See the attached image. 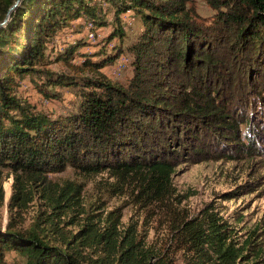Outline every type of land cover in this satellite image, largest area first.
<instances>
[{
    "label": "trees",
    "instance_id": "trees-1",
    "mask_svg": "<svg viewBox=\"0 0 264 264\" xmlns=\"http://www.w3.org/2000/svg\"><path fill=\"white\" fill-rule=\"evenodd\" d=\"M15 1L0 0V22ZM192 1L21 0L9 13L0 26V206L4 179L12 176L13 183L5 228L0 219V264L8 252L22 256L23 264H173L167 253L137 240L133 230L118 229L116 216L99 229L85 215L79 228L69 230L73 213L86 212L82 186L50 174L67 168L86 176L107 170L118 179L138 180L146 194L162 188L154 195L159 196L171 184L174 157L203 153L200 130L214 128L225 138L237 135L242 123L248 126L250 119L238 122L236 108L228 112L217 97L230 78L222 68L214 75L212 67L225 66L215 52L231 38L230 48L238 49L249 81L245 97L264 100L256 87L264 66V0H206L215 10L210 23ZM127 17L143 28L124 43ZM107 25L109 32L94 44L98 49L82 50L88 44L79 36L83 27L87 35ZM67 30L76 36L64 52L55 53L66 74L48 65L59 33ZM123 53L132 71L125 83L105 71ZM194 71L198 77L190 74ZM26 82L50 100L58 96L55 89L74 88L77 105L67 114L37 109L19 92ZM35 197L46 208L23 227L11 215L23 212ZM206 217L203 226L185 223L177 229L197 264H264L262 249L243 254L228 228L214 214Z\"/></svg>",
    "mask_w": 264,
    "mask_h": 264
},
{
    "label": "rangeland",
    "instance_id": "rangeland-1",
    "mask_svg": "<svg viewBox=\"0 0 264 264\" xmlns=\"http://www.w3.org/2000/svg\"><path fill=\"white\" fill-rule=\"evenodd\" d=\"M192 3L202 19L209 23L214 20L215 10L206 0H193ZM125 22L123 25L127 35L124 43H128L142 30L143 25L141 21L128 17ZM96 28V34L90 30L86 35V29L83 27L79 36L88 41V44L82 47V50L96 51L98 47L94 44L110 30L108 25ZM59 34L55 49L49 56L52 63L48 68L67 74L69 70L65 64L55 61V53L64 52L76 35L71 33V30ZM112 42H117V39ZM231 44L230 38L227 45H221L215 52L217 57L224 60L225 66L221 67L222 62L215 65V68L212 67L213 74L218 70L220 72L222 68L230 78L227 83L220 87L218 85L220 91L217 97L222 99L228 112H233L236 108L234 115L236 118L240 116L238 122L250 119L248 126L245 123L239 126L238 137L226 134V137L222 138V134H215L219 133V130L208 126L206 131L200 130L198 140L202 145L200 152L203 153L174 157L177 161H174L175 172L171 184L159 196L154 195L161 193L162 188L157 190V193L146 194L145 190L141 191L138 180L130 177L118 179L107 170L90 176L74 172L71 168L62 173L50 174V177L58 182L71 180L82 186L80 201L82 209L86 212L83 215L73 213L70 219L73 218L74 223L68 225L69 230L79 228L85 222V215H89V219L95 222V227L99 229L105 228L108 221L116 216L118 229L123 233L128 229L133 230L137 240L148 244L157 252L167 253L173 264H197V257L192 255L188 248H184L183 242H179L177 229L185 223H201L203 226V221L208 220L206 215L211 213L218 222L228 228L226 231L229 239L235 246L242 248L243 254L250 256L258 249H262L264 253V100L255 95L245 97L247 93L244 94L243 90H247L246 82L249 81L242 75V71H246L241 69L242 61L237 59L239 51L230 48ZM75 61L79 59L76 58ZM128 62L129 55L123 53L118 60L107 66L105 71L113 80L125 83L132 75ZM247 69L250 71L251 68ZM190 74L199 76L195 71ZM220 77L219 79H223V76ZM257 79V90L264 97V66L261 76H257ZM177 82L175 81L173 87H177ZM235 85H238L237 89ZM55 90L58 96L51 100L28 83L24 84L19 92L37 109L52 114H67L76 107L78 98L74 88ZM177 90L175 91L179 92ZM243 98L247 102L241 105ZM251 125L252 129L248 131ZM239 142L242 146L233 144ZM12 183V176L3 181L4 203L0 206L2 228H5L10 216L7 203L12 192ZM45 208L44 202L35 197L23 212L13 213L11 217L23 227H27L36 212ZM5 259L3 264H23V257L15 252L6 253ZM201 264L209 263L206 260Z\"/></svg>",
    "mask_w": 264,
    "mask_h": 264
},
{
    "label": "water",
    "instance_id": "water-1",
    "mask_svg": "<svg viewBox=\"0 0 264 264\" xmlns=\"http://www.w3.org/2000/svg\"><path fill=\"white\" fill-rule=\"evenodd\" d=\"M20 1H21V0H16L15 3L9 8V10H8V12H7V14H6L4 20H3L2 22H0V26H2V25L5 24V22H6L7 19H8V15H9V13H10L14 8L17 7V5L19 4Z\"/></svg>",
    "mask_w": 264,
    "mask_h": 264
}]
</instances>
